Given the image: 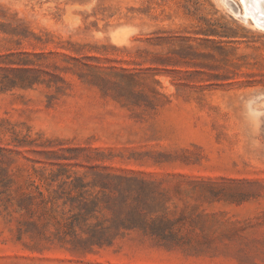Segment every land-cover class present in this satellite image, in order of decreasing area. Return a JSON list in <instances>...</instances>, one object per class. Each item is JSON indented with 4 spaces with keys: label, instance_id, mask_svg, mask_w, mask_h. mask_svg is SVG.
Returning a JSON list of instances; mask_svg holds the SVG:
<instances>
[{
    "label": "rangeland",
    "instance_id": "1",
    "mask_svg": "<svg viewBox=\"0 0 264 264\" xmlns=\"http://www.w3.org/2000/svg\"><path fill=\"white\" fill-rule=\"evenodd\" d=\"M243 7L0 0V264H264V26ZM73 182L111 244L65 233ZM137 210L148 232L123 227Z\"/></svg>",
    "mask_w": 264,
    "mask_h": 264
},
{
    "label": "trees",
    "instance_id": "2",
    "mask_svg": "<svg viewBox=\"0 0 264 264\" xmlns=\"http://www.w3.org/2000/svg\"><path fill=\"white\" fill-rule=\"evenodd\" d=\"M10 70L14 72H31L32 69L20 67V68H11ZM6 77H8L6 75ZM10 82L13 83V85H19V86H27L33 83V80L27 76H22L18 78H8ZM3 80L0 81L2 83ZM0 181H3L1 179ZM73 186L68 194V199L72 202L76 199H79V205H81V202H83V206H79L80 210L77 213H74L66 218L65 221H62L61 224L66 228V234L73 235L75 240L77 241H84L89 242L90 244H98L100 246H103L104 244H111L114 239V226L112 225H104L103 222H97L95 224L87 225L88 220L91 217H97L96 212L100 211V196L98 193L92 197H88L85 195L84 191V185L82 182L77 183L73 182ZM104 184H102V188ZM75 190L78 195L72 196V191ZM45 202V198H43ZM54 199H57L54 197ZM52 199V200H54ZM65 203H67V200H65ZM73 204V202H72ZM109 209H111L109 206H106ZM134 216L132 219H129L130 221L128 224H123V227L133 229L136 227L143 228L144 231L148 232L147 223L140 220L141 212L135 211ZM155 219L153 220V222ZM83 225H86L87 228L83 227ZM77 227H80L84 233L87 234L86 237H78L77 236ZM151 233H156L159 235V232L157 230H154V228H151ZM76 241V242H77ZM75 243V242H74ZM75 245V244H74Z\"/></svg>",
    "mask_w": 264,
    "mask_h": 264
},
{
    "label": "bare ground",
    "instance_id": "3",
    "mask_svg": "<svg viewBox=\"0 0 264 264\" xmlns=\"http://www.w3.org/2000/svg\"><path fill=\"white\" fill-rule=\"evenodd\" d=\"M244 3V13L251 17L253 21L264 26V0H242ZM257 24V26H258ZM261 27V26H260Z\"/></svg>",
    "mask_w": 264,
    "mask_h": 264
}]
</instances>
